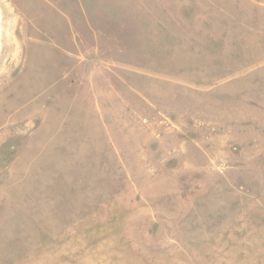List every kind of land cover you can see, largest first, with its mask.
<instances>
[{"label": "rangeland", "instance_id": "1", "mask_svg": "<svg viewBox=\"0 0 264 264\" xmlns=\"http://www.w3.org/2000/svg\"><path fill=\"white\" fill-rule=\"evenodd\" d=\"M0 264H264V0H0Z\"/></svg>", "mask_w": 264, "mask_h": 264}, {"label": "crops", "instance_id": "2", "mask_svg": "<svg viewBox=\"0 0 264 264\" xmlns=\"http://www.w3.org/2000/svg\"><path fill=\"white\" fill-rule=\"evenodd\" d=\"M61 21L63 22L64 25H66V26L68 25V22L66 20H61ZM80 21L82 22L83 27H85L84 28L85 30H87L88 32H90L92 30V26L90 25V23H92L91 20H80ZM45 24H47V23H45ZM73 26H75V20H72V28H73ZM68 27L69 28L71 27V23H69Z\"/></svg>", "mask_w": 264, "mask_h": 264}]
</instances>
